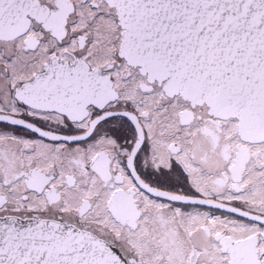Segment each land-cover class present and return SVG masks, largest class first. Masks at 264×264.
<instances>
[{"label": "snow or ice", "instance_id": "obj_1", "mask_svg": "<svg viewBox=\"0 0 264 264\" xmlns=\"http://www.w3.org/2000/svg\"><path fill=\"white\" fill-rule=\"evenodd\" d=\"M0 264H264V0H0Z\"/></svg>", "mask_w": 264, "mask_h": 264}]
</instances>
